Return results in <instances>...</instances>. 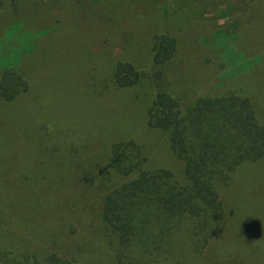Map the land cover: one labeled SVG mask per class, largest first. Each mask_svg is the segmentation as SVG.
<instances>
[{"label": "rangeland", "instance_id": "1", "mask_svg": "<svg viewBox=\"0 0 264 264\" xmlns=\"http://www.w3.org/2000/svg\"><path fill=\"white\" fill-rule=\"evenodd\" d=\"M244 13L249 23L241 25L242 34L234 32ZM260 25H264V0H0V65L8 63L43 79L24 99L36 139H45L37 118L47 111L58 119L51 121L58 130L55 140L66 145L57 143L52 151L55 141H47L45 153L57 162L51 176L68 179L64 203L69 211V215L52 211L26 215L14 236L0 238V264H124L118 262L116 246L100 216L104 192L118 178L105 175L88 189L75 181L97 163L106 164L112 143L131 135L146 144L145 169L166 167L182 179L183 165L164 136L145 126L152 98L145 86L127 91L111 87L101 95V89L89 86L92 77L111 78V64L121 60L149 70L152 37L165 31L179 36L181 48L204 49L187 63L190 72L185 80H194L196 68L215 71L209 84L213 92L222 82L229 84L244 74V79L259 80L264 64ZM70 105L76 110L69 111ZM64 112L68 115L61 116ZM25 129L24 124L17 131L26 136ZM54 151L67 157L66 162L56 159ZM39 188L36 198L49 195L43 186ZM222 194L227 222L214 245L205 250L201 264H264V164L240 167ZM2 203L14 208L15 201ZM39 203L34 198L30 205L36 208ZM214 246L222 253H216ZM44 249L56 253L54 260H37L36 251L44 254Z\"/></svg>", "mask_w": 264, "mask_h": 264}, {"label": "trees", "instance_id": "2", "mask_svg": "<svg viewBox=\"0 0 264 264\" xmlns=\"http://www.w3.org/2000/svg\"><path fill=\"white\" fill-rule=\"evenodd\" d=\"M243 15L234 32L242 34L241 25L249 23L247 14ZM260 27L263 33L264 25ZM178 39L170 32L156 33L152 37L149 70L121 60L111 64V78L94 75L89 84L101 89V95L112 88L127 91L145 86L152 96L145 126L149 132L164 136L183 165L182 179L166 167L145 169L149 158L144 152L146 144L131 135L112 143L106 164L97 163L93 171L82 173L75 181L88 189L105 175L118 178L114 184L108 182L100 216L116 246L118 262L124 264L205 263L200 259L227 222L222 190L240 167L264 164V116H260L264 107V64L260 66L259 80L254 76L244 79V74L229 84H217L219 89L213 92L209 84L215 71L196 68L194 80L184 79L190 72L189 60L204 49L198 45L181 48ZM42 82L27 70L8 63L0 65V238L12 236L17 226H24L26 215H46L49 211L69 215L64 203L68 179L51 176L57 162L53 155L45 153L47 141H55L52 151L57 143L66 145L55 140L58 130L51 121L58 119L47 111L37 118H41L45 139H36L32 132L35 122L28 116L25 104L24 98ZM75 110L69 106V111ZM65 115L68 112L61 116ZM24 124L26 136L17 131L23 130ZM14 133L17 134L12 136ZM53 154L61 163L66 162L67 157L55 151ZM40 186L49 195L36 198ZM22 195L25 196L20 199ZM32 197L40 202L36 208L30 205ZM10 200L15 201L14 208L2 203ZM70 214L75 216L76 212L70 210ZM256 247L258 251L260 246ZM214 249L222 253L217 246ZM44 251H36L38 261L54 260L56 253ZM73 259L78 261L77 256Z\"/></svg>", "mask_w": 264, "mask_h": 264}]
</instances>
